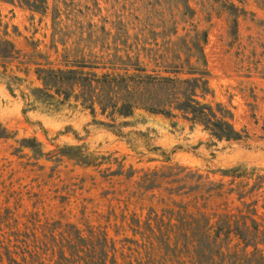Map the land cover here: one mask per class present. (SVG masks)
Instances as JSON below:
<instances>
[{"label":"rangeland","instance_id":"374dc122","mask_svg":"<svg viewBox=\"0 0 264 264\" xmlns=\"http://www.w3.org/2000/svg\"><path fill=\"white\" fill-rule=\"evenodd\" d=\"M0 40L16 52L0 61V264H264V0H47L43 12L0 0ZM197 49L199 101L245 140L142 110L115 121L119 134L72 99L53 110L21 97L41 88L38 70L112 74L114 57L188 79L167 72Z\"/></svg>","mask_w":264,"mask_h":264},{"label":"trees","instance_id":"16d2710c","mask_svg":"<svg viewBox=\"0 0 264 264\" xmlns=\"http://www.w3.org/2000/svg\"><path fill=\"white\" fill-rule=\"evenodd\" d=\"M2 1L11 3L14 0ZM46 1L21 0V3L30 10L43 12ZM227 7L230 26L235 29L236 19L240 12L231 4ZM15 54L9 42L0 40V61L14 60ZM189 58H194L193 64H189ZM114 61L118 62V68L113 69ZM184 62L187 71L174 69L167 73L173 76L188 75L191 78L179 79L150 75L144 67L138 64L137 60L129 57H125V60L119 57L108 60L106 63L111 66L110 71L113 73L100 76L95 73H84L83 69H105L106 64L98 67L96 63L79 62L73 65L76 70H38L36 76L41 83V88L33 89L30 95L22 94L21 97L26 101L30 97V100L53 110L68 104L72 99L74 103L88 110L91 115H95L97 109L101 116L110 121V124L102 122L99 124L118 133L116 120L129 118L134 111L142 110L167 118H174L178 115L190 125L201 126L217 141L229 143L245 140L246 134L237 132L231 125L230 113L220 105L212 108L199 101L208 92L206 81L208 74L201 50L197 49L196 54L194 53L191 57L187 56ZM114 71L119 73H114ZM8 91L12 94V88L9 85ZM8 136L7 131L0 125V140L7 139ZM22 142L34 144V141L29 140ZM67 151L71 152V158H76L81 164H89L78 147H65L64 152Z\"/></svg>","mask_w":264,"mask_h":264}]
</instances>
